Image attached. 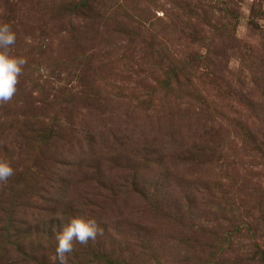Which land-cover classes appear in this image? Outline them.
Returning <instances> with one entry per match:
<instances>
[{
	"label": "rangeland",
	"instance_id": "1",
	"mask_svg": "<svg viewBox=\"0 0 264 264\" xmlns=\"http://www.w3.org/2000/svg\"><path fill=\"white\" fill-rule=\"evenodd\" d=\"M0 264H264V0H0Z\"/></svg>",
	"mask_w": 264,
	"mask_h": 264
},
{
	"label": "clouds",
	"instance_id": "2",
	"mask_svg": "<svg viewBox=\"0 0 264 264\" xmlns=\"http://www.w3.org/2000/svg\"><path fill=\"white\" fill-rule=\"evenodd\" d=\"M15 43V32L7 23H0V103L10 101L16 92L17 78L22 72L26 59L11 55L10 46ZM13 175V168L0 160V182H5ZM97 221L90 217L76 216L55 233L54 264H68V255L73 251V241L86 244L97 235Z\"/></svg>",
	"mask_w": 264,
	"mask_h": 264
}]
</instances>
